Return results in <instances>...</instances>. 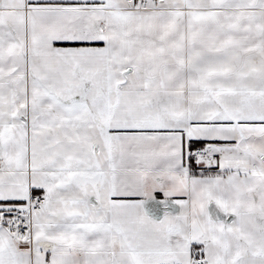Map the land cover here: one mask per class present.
I'll return each mask as SVG.
<instances>
[{
    "label": "snow or ice",
    "instance_id": "obj_1",
    "mask_svg": "<svg viewBox=\"0 0 264 264\" xmlns=\"http://www.w3.org/2000/svg\"><path fill=\"white\" fill-rule=\"evenodd\" d=\"M0 264H264V0H0Z\"/></svg>",
    "mask_w": 264,
    "mask_h": 264
},
{
    "label": "water",
    "instance_id": "obj_2",
    "mask_svg": "<svg viewBox=\"0 0 264 264\" xmlns=\"http://www.w3.org/2000/svg\"><path fill=\"white\" fill-rule=\"evenodd\" d=\"M148 210H149V211H153V210H154V209H153V206H152L151 204L148 205Z\"/></svg>",
    "mask_w": 264,
    "mask_h": 264
},
{
    "label": "crops",
    "instance_id": "obj_3",
    "mask_svg": "<svg viewBox=\"0 0 264 264\" xmlns=\"http://www.w3.org/2000/svg\"><path fill=\"white\" fill-rule=\"evenodd\" d=\"M158 198H160L161 194H157Z\"/></svg>",
    "mask_w": 264,
    "mask_h": 264
}]
</instances>
